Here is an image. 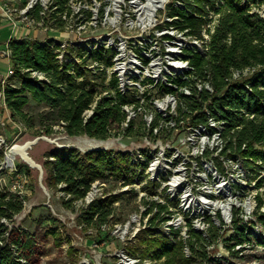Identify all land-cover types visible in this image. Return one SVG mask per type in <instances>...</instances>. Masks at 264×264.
Masks as SVG:
<instances>
[{
    "label": "trees",
    "instance_id": "obj_1",
    "mask_svg": "<svg viewBox=\"0 0 264 264\" xmlns=\"http://www.w3.org/2000/svg\"><path fill=\"white\" fill-rule=\"evenodd\" d=\"M252 1L256 3V0ZM259 2L264 4V0ZM250 6L249 0H179L176 5H167L166 15L175 18L165 24L196 38H202L204 29L209 34L205 52L193 48L183 52L182 56L193 67L185 72L186 79L176 77L171 82L191 86L195 78L209 79L212 92L194 90L191 96L181 97L186 110L195 113L188 123L192 126L207 124L208 115L222 121L224 144L220 155L239 159L244 167L257 174L264 168V18L251 12ZM34 15L39 17L38 10ZM213 21L215 23L210 31L209 25ZM54 44L52 39L9 41L10 67L12 76L17 79V85L8 82L3 88L9 118L25 128L35 126L34 119L25 111L32 100L44 104L46 108L37 115L38 134L49 135L53 133V126H61L69 136L86 135L97 140H106L119 133L141 135V126L133 129L134 120L123 130L120 129L125 119L121 106L128 101L127 98L132 101L135 98L117 91L114 78L103 84L104 73L88 67L89 60L109 65L113 51L102 46L89 50L85 46L78 47L75 49L76 57L86 52L81 63L72 56L60 63L53 52ZM244 69L250 72L243 75ZM31 71L40 72L43 78L33 77ZM235 71L240 72L236 78L233 76ZM161 87L164 92L174 91L172 86L163 84ZM107 89H113L114 94L101 95ZM87 110H92L89 116L85 114ZM174 120L175 123L181 122L179 117ZM150 125V133L159 126L156 120ZM112 130H115L114 133ZM49 156L52 159L45 162L49 169L47 182L53 187L60 184L59 190L67 196L64 204L68 207L74 201L83 199L95 181L104 182L111 178L123 186L134 184L148 163L144 160L135 162L128 151L104 148L79 153L74 148L63 147ZM204 156L207 157L208 153ZM216 160L220 168L218 157ZM154 184L158 183L146 182L148 192L154 190ZM118 197V194H109L94 199L86 205L81 221L87 225L106 224ZM255 200L254 216L264 232V211H259L264 199L258 194ZM145 204L143 214L149 215L146 227L138 231V244L129 248L128 254L159 260V264H199L215 260L210 257L206 246L216 241L218 228L210 224L207 241L192 229L188 230L189 236L185 240L178 237L176 230H171V238L156 230V226L167 218L162 214L168 213L167 207L156 201ZM23 207L22 198L0 191V264L39 262L40 252L35 245L43 237L34 236L19 227L8 228L1 221L12 222L13 216ZM233 216L234 233L225 239L224 244L231 256L241 258L243 255L239 256L240 250L234 249V246L243 242L244 231L250 235L251 230L245 229V225L242 227V220L236 216V211ZM257 238L262 242L260 236ZM185 245L188 246L189 256L183 252Z\"/></svg>",
    "mask_w": 264,
    "mask_h": 264
},
{
    "label": "rangeland",
    "instance_id": "obj_2",
    "mask_svg": "<svg viewBox=\"0 0 264 264\" xmlns=\"http://www.w3.org/2000/svg\"><path fill=\"white\" fill-rule=\"evenodd\" d=\"M25 1L27 0H15L14 2L16 5L22 6ZM166 1L165 9L160 10L158 13L159 18L166 16L168 4L176 5L179 3V0ZM243 1L245 2V0ZM94 2L96 5L99 4L100 21L94 25H87L88 27L82 33L83 38L81 37V39L83 40L80 41L78 47H89L93 40L88 39V37H95L99 45H101L106 42L107 37L110 35L117 42V39L121 38L122 35L129 34L128 26L122 20L125 17V10L128 12V10L133 9L127 0H81L82 5L86 6ZM249 4L251 5V12H256L264 18V4H261L259 0H256V3L249 0ZM120 7L121 10L118 9ZM105 9H113L114 14L105 17ZM68 12L70 13V10ZM83 14L85 17H89L88 9H85ZM17 16L18 14H15L14 18ZM53 16L52 13H48L45 17V23L47 22V26H51L49 27L50 30L44 31L41 27H35V29L31 28L30 31L37 32L38 36L36 38L39 40L47 37L75 40L76 36L66 29L65 25L60 27L48 23L50 21L55 22L54 19H51ZM88 22L90 21L88 20ZM8 33V27L0 32L1 37L7 36ZM9 68L10 64L8 65L6 60L0 59V77L4 76ZM104 79L103 84L106 82ZM8 82L17 85L16 77L10 76ZM144 87L146 89L144 95L140 94V91L143 90L134 91L132 94L135 97H146L141 104H138L142 106L141 111L150 110L153 112L151 102L155 99H162L164 91L158 85L153 87L146 85ZM103 92H107V95L114 94L113 89H107ZM103 92L101 95H103ZM177 92L173 93L177 102L170 118L163 119L158 113H155L149 122L148 117L147 120H144L142 115H139L133 119V129L141 126V135L125 136L120 134L119 138L111 136L106 140H97L86 135L69 136L60 126L49 135L45 133L38 134L37 115L46 110L44 104H37L32 100L29 101L25 111L34 119L35 126L25 128L12 120L8 121L9 119L3 113L5 112L4 97H0V191H5L8 196L22 198L24 205L23 209L13 216L12 222L4 219L1 221L5 222L8 228L11 226L19 227L30 234H34V236L43 237L35 245L40 252L38 255L39 262L36 264H126L125 256L139 259L136 264H142L144 260L146 264L160 263L159 260L151 258L141 259L138 257L139 255L128 254L129 248L137 246V233L140 229H143L147 221L146 218L148 216L143 214L146 208L145 202L156 201L164 204L170 212L169 219L172 225H179L177 230L182 233L184 231L183 221L178 220L180 214L178 215L176 211L178 209L177 205L185 197L184 195L191 193L189 197L202 198L206 197L205 195L207 194H213L215 189H220L215 187L217 185L216 181L207 176L208 173H213L214 165L217 162L216 157H218V154L215 146L217 141L213 139V134L210 133L208 128L204 126L194 127L188 123L195 113L186 110L184 101ZM127 99L129 104H135L131 99ZM179 108L181 111H179ZM172 117H179L181 122L175 123ZM154 120L157 121L159 126L157 131L153 130L150 133L149 128L151 125L149 123ZM217 125L215 124L214 127H220ZM114 131L112 130L113 133ZM43 137L50 138L53 141ZM27 141H34L26 151L28 156L39 165V168L29 165L19 155L10 151L13 145H23ZM63 147L74 148L79 153L96 148L128 151L133 156L139 153L142 159L148 162L140 179H137L132 185L123 186L121 182H115L111 178L101 182L102 185H97L95 199L109 194L119 195L113 204V214L108 218L106 224L96 226L82 222L80 216L88 203L84 200H76L71 206H66L64 200L67 196L59 190L60 184L57 187H53L47 182L49 169L45 162L52 159L49 156L51 152ZM206 152L209 153L208 157L204 156ZM8 155H11L10 157L12 158L9 163L6 159ZM151 163L156 167L150 173L148 168ZM12 164L13 167L11 168ZM163 167L171 169L165 177L177 172L178 177L176 179L178 178L179 181L171 190L170 195V197H174L173 201L167 200L166 197L167 186L163 185V182L166 181L163 179L167 178L158 177V173ZM202 167H205L206 170H202ZM226 167L229 176L235 175V171L230 164H227ZM244 168V185L247 186L246 189H242V191L232 189L229 194L234 200L230 197L227 199L225 195L215 196L212 199H217L221 202H229L230 199L236 202L237 206L250 201L249 204L251 207L253 206V212L256 204L254 197L260 194L264 199V168L260 169L257 174L249 172L246 167ZM257 176L263 177L259 184H257ZM237 178L240 179L239 177ZM147 181L158 183L154 184L152 192L147 191ZM254 181H256L255 184ZM241 183L243 184V182ZM130 189H133V191L130 192ZM185 205L183 203L181 207L184 208ZM239 208L235 207L234 210ZM262 208L264 209V205L259 208V211ZM207 210H209V215L206 217H209L213 224L216 223V215L213 214L215 210ZM238 216L243 217V214L238 213ZM247 219L243 218L242 227L245 225V229L247 228L250 231V228L257 224L263 230L253 215L252 218ZM231 221H233V218ZM203 223L201 218L194 217L192 221V224L199 229L204 225ZM232 225L233 223L231 222L230 226L220 227L217 239L220 238L219 241H221L222 247L215 243L214 248L208 249L210 257L215 258V260L206 264H264V244L256 242L255 238H252V234L249 235L246 231H244L243 239V242L245 241L246 243L243 244V248L238 253L239 256H243L239 258L229 254L224 241L229 235L234 233ZM156 230L168 232L161 224L156 226ZM49 231L53 233H49Z\"/></svg>",
    "mask_w": 264,
    "mask_h": 264
},
{
    "label": "built area",
    "instance_id": "obj_3",
    "mask_svg": "<svg viewBox=\"0 0 264 264\" xmlns=\"http://www.w3.org/2000/svg\"><path fill=\"white\" fill-rule=\"evenodd\" d=\"M14 1L15 0H0V21H9L13 24V26L18 27L22 30H26V36L22 35L19 38L13 39H29L27 37L30 34V30L31 28L35 29V27H41L44 31L50 30L49 27L51 26H47V22L45 23V17L48 13H52V15L54 16L51 17V19H54L55 22L50 21L48 23H52L56 26L58 25V23H60V27L65 25L66 29L71 31L77 38L75 37V40H61L55 39V37H47L42 40H54L55 44L53 47V52L55 53L56 58L60 63L65 60H70V56H72L76 62L81 63L82 59L86 55V52L83 51V56L76 57L75 49L78 48V45H80V41L83 40L81 39V37L83 38L82 33L84 32L85 28L89 25L97 24L100 21L99 4L96 5L94 2L86 6L82 5L81 0H27L22 6H18ZM127 2L131 5V7H133V9L128 10V12L127 10H125V17L122 20H124L126 26H128L127 29L129 34L122 35L121 38L117 39V42L116 39L112 35H110L107 37L106 42H103L101 45H99V42L97 41V39H95V37H88V39L90 38V40L93 41L90 43L89 47L85 48L86 50H89L98 46H102L105 48V50H112L113 54L110 59L109 65L105 66L103 63L97 60H89L88 67L98 72H103L105 77L104 80H106L105 84H108L110 79L114 78L116 80L115 89L117 91H119L126 97L135 98L133 100L135 104H129V102H126L121 106L122 111L125 113V119L120 125L121 130H123L130 121H132L139 115H142L144 120H147L148 117L149 122L150 120H152V116L155 113H158L163 119L170 118L173 114L172 111L174 110L177 102V99L173 93L177 91L178 95H180L179 97L191 96L194 90H196L197 92L202 90H206L209 92L213 91L209 79L206 78H195V81L191 86L189 84L177 85L171 82V79L176 77H182V80L186 79L185 72L191 71L193 69L189 61L182 56L185 49L193 48L201 52H205L207 50L206 43L209 41L210 37L205 29L202 31V38H196L195 36L186 35L185 31H180L177 28H174L172 25H166V22H171L175 18L168 17L167 15L164 18H159L158 13L160 10L165 9V6L167 4L166 0H162V3L160 0H127ZM85 9H88L89 17L84 16L83 13ZM118 9L121 10V7ZM35 10H38L39 13V17L37 18L34 15ZM69 10L70 13L68 12ZM15 14H18L16 18H14ZM111 14H114L113 9H105V17L110 16ZM88 20L90 22H88ZM214 23L215 21H213V23L209 25V28L211 29L210 31H212ZM9 41L6 43L5 49L0 51L1 58L10 59V51L8 49ZM249 72V69H244L242 71V74L246 75ZM30 74L38 79L43 78V75L37 71H31ZM12 75L13 70L10 67L7 70V73L4 76L0 77V97H3V88L8 83V78ZM239 75L240 72L238 71H235L233 73V76L235 78ZM163 84L172 86L174 88V91L164 92V97L162 99H155L154 101H152L151 105L153 107V112L150 110L141 111L142 106L138 104H141L146 97H135L132 93L134 91L143 90L140 91V94L144 95V92L146 91L144 86L147 85L149 87H153L158 85V87L162 89L161 85ZM107 94V92H103V95ZM91 113L92 110H87L85 112L87 116H89ZM172 118L174 119L175 117ZM215 124H218L217 126L220 127H214ZM198 126H204L205 128H208L210 130V133L213 134V139L217 141L215 146L218 154V162L221 169L217 166V164H215L213 173H208L207 176L212 180H215L217 184H215V187H218L220 189H215V192L213 194H207L205 195L206 197L202 198L194 196L189 197L191 193L184 195L185 197L177 205L178 209L176 211L178 212V215L180 214L178 220L183 221L184 231L182 233L178 232L177 230L179 228V225H172L171 220L169 219L170 212L168 210V213H162L167 218L161 223V225H163V228L168 231H162L164 235L168 237L172 238L171 230H176L178 237H181L185 240L189 236L188 230L192 229L194 232L199 233L201 237L207 241L209 238L210 224L220 230L221 226H230V223H233V221L231 220L232 218H234V211H236V216L243 220V218H252V215L255 218V210L252 212L253 206L251 207V205L249 204L250 201L241 203L240 206H237L238 204L236 202L229 200L230 205L227 208L225 207V204L228 201L221 202L217 199H212L215 196L220 197L222 195L227 196V199L229 197L233 199L229 194L232 189L241 191L242 189H246L247 186L244 185L245 168L242 162L239 161V159H232L226 155H220V150L224 144V140L221 135V132L223 131L222 121L216 120L208 115L207 124H199L194 127ZM58 127L59 126H53V129L56 130ZM153 130L157 131V127H154ZM119 137L120 133L119 135H116V138ZM129 153L131 154V152ZM220 157H222V159H220ZM133 160L135 162H140L143 159L139 153H136L133 156ZM13 164L10 166L11 168L13 167ZM227 164L231 165V168H233L235 171V175L240 179H238L237 177L235 178L234 174H232L231 176L227 174ZM155 167L156 166L151 163L149 165L148 171L151 173V170H155ZM202 170L205 171V167H202ZM169 171H171V169H168V167H163L162 170L159 171L158 177L162 176V178H167L163 179L166 180L163 182V185L167 186L166 197L167 200L173 201L174 197H170L171 190H173V188L178 184L179 179H176V177H178L177 172H173V175L165 177L167 176ZM257 177L258 184L259 179L263 177ZM241 182H243V184ZM255 182L256 181H254V184ZM97 185H102V183L99 181H95L85 197L81 200H84L86 203H90L91 201H93L97 192ZM232 186L234 187L232 188ZM256 196L254 197L255 199ZM214 202L220 203V207L218 208L216 206H213L212 203ZM183 203L186 204L184 208L181 207ZM235 207L240 208L238 210H234ZM199 208L200 210H198ZM207 209L215 210L213 211V214L216 215V223L213 224V221L209 217H206L209 215V210ZM261 211H264V209L262 208ZM238 213H242L243 217L238 216ZM194 217L201 218L204 222L203 224L205 225V227L204 225H202L200 229L195 227L192 224ZM186 218H188L187 223ZM147 219L148 217L146 218V220ZM146 223L144 227H146ZM231 227L233 229V225ZM250 230L252 238L254 237L255 241L259 242V244H264V232L259 228V225L255 224L250 228ZM258 236H260L262 242L257 238ZM219 240L220 238L216 239L215 242L207 244L206 249L208 253V249L214 248L215 243L222 247V243ZM244 243L246 242L244 241L242 243L235 244L234 249H242ZM183 252L186 256H189V249L187 245L183 247ZM125 260L127 261L125 262L126 264H136L139 261V259L137 258L127 256H125ZM208 262L210 261L199 264H206ZM142 264H146V261L144 260Z\"/></svg>",
    "mask_w": 264,
    "mask_h": 264
},
{
    "label": "crops",
    "instance_id": "obj_4",
    "mask_svg": "<svg viewBox=\"0 0 264 264\" xmlns=\"http://www.w3.org/2000/svg\"><path fill=\"white\" fill-rule=\"evenodd\" d=\"M7 27L9 28V33L7 36H3L1 37V34H0V51L4 50L5 49V46H6V43L10 40V39H13V38H19L20 36H26V30H22L18 27H15L13 26V24L9 21H0V32L3 30V29H7ZM31 34V35H30ZM30 34L27 38L29 39H37L36 37L38 36L37 32L35 31H30ZM0 59H4L6 60V62L8 63V65L10 64V59H6V58H1ZM4 113V116L6 115L7 118L9 119L8 121H11V119L9 118V115H8V111L6 109V106H5V112Z\"/></svg>",
    "mask_w": 264,
    "mask_h": 264
},
{
    "label": "water",
    "instance_id": "obj_5",
    "mask_svg": "<svg viewBox=\"0 0 264 264\" xmlns=\"http://www.w3.org/2000/svg\"><path fill=\"white\" fill-rule=\"evenodd\" d=\"M49 141H53L50 138L47 137H43ZM34 141H27L26 143H24L23 145H13L10 149L11 152L19 155L23 160H25L27 163H29V165L34 166V167H38L39 165H37L29 156L27 153V148L30 147V145L33 143Z\"/></svg>",
    "mask_w": 264,
    "mask_h": 264
},
{
    "label": "bare ground",
    "instance_id": "obj_6",
    "mask_svg": "<svg viewBox=\"0 0 264 264\" xmlns=\"http://www.w3.org/2000/svg\"><path fill=\"white\" fill-rule=\"evenodd\" d=\"M161 2H162V1H161ZM86 144H87V143H86ZM91 145H92V143H91ZM10 156H11V155H10ZM10 156L8 155V156H7V158H6L8 163H9V162L11 161V159H12ZM229 200H230V199H229ZM217 203H218V202H217ZM217 203H212V205H213V206H216V207H218V208H219V207H220V205H218L219 203H218V204H217ZM229 205H230V202H228L227 204H225V207H227V208H228V207H229Z\"/></svg>",
    "mask_w": 264,
    "mask_h": 264
}]
</instances>
